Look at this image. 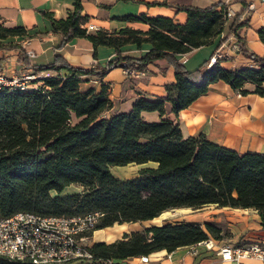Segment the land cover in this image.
<instances>
[{"label":"trees","instance_id":"trees-1","mask_svg":"<svg viewBox=\"0 0 264 264\" xmlns=\"http://www.w3.org/2000/svg\"><path fill=\"white\" fill-rule=\"evenodd\" d=\"M236 1L242 5V13L248 11L244 0ZM175 8L185 13L183 24L165 17H125L123 20L147 24L148 30L125 28L111 34L87 33L80 28L81 0H74L65 19L55 20L43 13L52 31L62 36L61 45L84 38L92 45L94 59L99 46L112 48L114 58L105 67L84 69L72 67L56 55L39 66L46 75L32 82L35 88L0 89V212L4 217L17 212L44 216L98 212L101 219L95 230H101L151 221L176 209L195 211L215 205L255 210L264 229V155L239 154L202 134L185 137L178 122L165 117L164 109L168 102L177 117L218 82L240 95H246L244 86L251 84L254 94L264 96V57L245 50L238 35L244 25L242 13L234 14L225 26L227 6L220 1L206 8ZM0 30L4 32L0 40L26 36L22 28L0 25ZM219 37L215 50L235 38L239 52L247 54L258 68L226 70L217 60L188 71L177 59ZM259 38L264 42V32H259ZM143 43L151 46L143 56H123L125 45L140 48ZM2 50H18L20 61L29 65L22 47L0 43ZM159 61L174 70L175 81L165 86L164 99L140 97L128 112L110 113L108 86L101 83L81 90L89 75L100 78L116 67L145 71L147 65ZM151 112L158 114V121L143 118V113ZM132 164L142 168L131 178L120 180L111 173L112 168ZM72 185L81 192L59 195ZM223 236L224 232L210 223L165 221L111 244L95 243L92 251L98 258L121 261L162 250L171 253Z\"/></svg>","mask_w":264,"mask_h":264},{"label":"crops","instance_id":"crops-1","mask_svg":"<svg viewBox=\"0 0 264 264\" xmlns=\"http://www.w3.org/2000/svg\"><path fill=\"white\" fill-rule=\"evenodd\" d=\"M219 1L225 4L233 15L242 13L243 7L236 0H81L83 19L80 28L85 29L87 33L102 31L111 34L125 28L145 32L148 30L147 24L141 21H127L123 18L165 17L183 24L186 15L178 12L176 6L206 8ZM244 1L249 7L248 11L241 15L240 20L244 25L238 30V35L243 40L244 48L248 53L264 57V42L259 38V32H264V0ZM152 3L162 5H151ZM73 4L74 0H0V25L25 30L26 36L19 37L18 43H21V47L26 52L31 51L35 54V60H29L27 66L22 65L24 69H29L33 62L46 65L56 55L61 56L70 66L84 69L94 66L105 67L114 58L112 48L99 46L97 57L94 59L92 45L84 38H73L65 45H61L62 36L52 31L50 21L43 16V13L50 14L55 20H62L73 10ZM219 39L220 37L210 45L179 55L177 59L188 71H194L208 62L213 54L220 52L224 55L219 60L220 66L226 70L258 68L247 54L230 49L232 37L223 43L219 50H215ZM150 49V44L143 43L140 48L135 45H125L121 51L123 56L139 58ZM0 52L3 53V57L16 55L10 59V62L18 56V50ZM2 55H0V65L1 63L3 65L1 72L12 71L10 67L5 68ZM28 69L26 71H29ZM84 78L88 80V83H83L88 85L87 87H99L101 83L108 86V96L112 102L110 113L128 112L132 103L140 97L149 101L164 99L165 86L175 81L173 67L168 66L164 61L147 65L145 75L139 78L127 77L121 67L107 71L100 78L93 75ZM244 89L248 93L240 95L224 82L215 83L211 85L205 96L180 111L177 117L171 112L170 104L166 102L165 117L176 120L185 137L202 134L210 142L239 154L264 155V96L254 94V86L251 84L245 85ZM143 118L148 122L159 120L156 112L143 113ZM174 211L183 213L184 222L199 223L202 226L205 223L216 225L225 232V236L220 240L210 237L213 244L211 249H206L204 246H189L178 248L171 253L164 250L152 253L148 255V263L145 264H236L222 261L217 254L218 247L224 244L238 246L253 240L264 242V229L259 225V216L255 210L209 205L195 211L183 208L171 212ZM109 229L110 227L96 230L93 235L94 242L111 244L121 239V235L108 239L105 233ZM136 231L141 230L134 229L131 233ZM194 249L196 252H193ZM118 264L141 263L137 257H134L121 260ZM244 264L255 263L244 262Z\"/></svg>","mask_w":264,"mask_h":264},{"label":"built area","instance_id":"built-area-1","mask_svg":"<svg viewBox=\"0 0 264 264\" xmlns=\"http://www.w3.org/2000/svg\"><path fill=\"white\" fill-rule=\"evenodd\" d=\"M227 16L233 14L228 11ZM91 28V27H90ZM230 49L239 52L235 38L231 39ZM29 58L35 54L27 51ZM224 55L216 52L208 66ZM129 78H139L145 71L122 68ZM30 77L17 79L0 72V89L29 90L35 88L29 83ZM101 219L98 212L74 216H44L28 212H17L4 217L0 212V264H118L113 259L98 258L92 251L95 228ZM211 249L213 244L206 240L196 244ZM193 252H196L195 249ZM217 254L222 261L244 264L253 262L264 264V242L253 240L246 244L218 247ZM141 264L148 263V256L137 257Z\"/></svg>","mask_w":264,"mask_h":264},{"label":"rangeland","instance_id":"rangeland-1","mask_svg":"<svg viewBox=\"0 0 264 264\" xmlns=\"http://www.w3.org/2000/svg\"><path fill=\"white\" fill-rule=\"evenodd\" d=\"M228 11L229 10H226L225 16L227 18V21L224 20L226 21L225 26L229 25V20L232 18V16L231 17L227 16ZM0 34H4V32L0 30ZM19 41H20V38L18 37H11V38L7 37L5 39L0 40V43L4 45L9 44V43H14L15 46L21 47V43H18ZM2 54L3 53L0 52V55ZM15 56L16 55L14 54L6 55L5 57H3V55L1 56V59L4 61L5 68L10 67L12 69V71L3 72L7 77L13 76L17 79H23L25 77H30V79L26 81H28L29 83H32L35 79L37 80L39 77L46 75V73H43L38 69L39 66L41 65H39L37 62L31 63L32 64L31 67L29 69L27 68L29 71H26L27 69H24L22 67L24 63L20 61L19 56H17V59L13 58V60H11L10 62V59ZM28 60H35V59L28 57ZM0 66H3L2 63ZM84 83H88V82H84ZM87 86L88 85L82 84L81 90L82 91L85 90ZM141 168L142 166L132 164V165L124 166V167L112 168L111 173L116 179L123 180V179H128V178L135 176L138 170ZM78 192H81V188L78 186L72 185V186L65 188L59 195L64 196V195H70L72 193H78ZM52 195H54V193H52ZM183 217H185L183 216V213H179L178 211H174V212L169 211V212L163 213L158 218L151 220V221L139 222V223H129V225L115 224L112 227H110V229L107 230L105 234L107 235L108 239H112L113 237H118L119 235H121L120 237L122 239L124 235L130 234L131 231L134 229L142 230L143 228H146L149 226L161 225L165 221L166 222H180L182 221ZM224 235H225V232H224ZM207 240H211L210 237ZM193 246L195 247L196 245H193Z\"/></svg>","mask_w":264,"mask_h":264}]
</instances>
